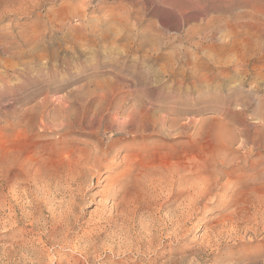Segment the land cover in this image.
I'll return each mask as SVG.
<instances>
[{"label": "rangeland", "instance_id": "1", "mask_svg": "<svg viewBox=\"0 0 264 264\" xmlns=\"http://www.w3.org/2000/svg\"><path fill=\"white\" fill-rule=\"evenodd\" d=\"M263 9L0 0V264H264L243 162L191 217L172 185L264 139Z\"/></svg>", "mask_w": 264, "mask_h": 264}, {"label": "bare ground", "instance_id": "2", "mask_svg": "<svg viewBox=\"0 0 264 264\" xmlns=\"http://www.w3.org/2000/svg\"><path fill=\"white\" fill-rule=\"evenodd\" d=\"M263 11H264V9H263ZM257 34V33H256ZM155 51V50H154ZM171 64V63H170ZM235 66H237V65H235ZM223 74V73H222ZM180 80V79H179ZM264 82V81H263ZM117 83V82H116ZM177 84V83H176ZM118 102V101H117ZM44 103V102H43ZM122 103V102H121ZM115 110V109H114ZM49 111V110H48ZM47 112V111H46ZM128 114V113H127ZM149 114V113H148ZM223 114V113H222ZM42 116V115H41ZM126 116V115H125ZM160 116V115H159ZM138 117V116H137ZM159 118V117H158ZM122 120H124V119H122ZM46 121V120H45ZM152 121V120H151ZM160 121V120H159ZM193 121V120H192ZM35 122V121H34ZM55 124V123H54ZM252 125V124H251ZM55 126V125H54ZM157 126V125H156ZM52 127H53V125H52ZM58 127V126H57ZM183 127V126H182ZM47 128V127H46ZM127 128V127H126ZM23 129V128H22ZM159 129V128H158ZM31 130V129H30ZM126 130V129H125ZM50 131V130H49ZM118 131V130H117ZM176 131V130H175ZM174 131V132H175ZM22 132V131H21ZM143 132V131H142ZM31 133V132H30ZM176 133V132H175ZM221 135V134H220ZM223 135V134H222ZM221 135V136H222ZM226 135V134H225ZM61 136V135H60ZM65 136H66V134H65ZM186 137V136H185ZM208 137V136H207ZM225 137V136H224ZM228 138V137H227ZM231 141H229V144H230V146L231 147H233V145H234V143H235V137H234V134L233 135H231ZM60 139H61V137H60ZM103 140V139H102ZM229 140V139H228ZM249 141V140H248ZM35 142V141H34ZM223 142V141H222ZM251 144L250 143H248V142H243L242 144H241V150H242V152L241 153H243V155H232V157H230L229 158V156L227 157L228 159H223V160H221V161H219V163H215L214 164V162H213V166H212V168H211V165H209V166H203V169H204V171L207 173V171H209V172H211V173H214V174H216V176L214 175V177H215V179H213V177H212V179H211V177H210V179L212 180H210V179H208L206 176H209L210 174H207L206 175V173H204L206 176H202V177H200V173L202 174V170L199 172L197 169H196V167H195V171L194 170H192V172H190L188 175H186V174H182V175H180L178 178H176L175 176L177 175H175L174 176V182L172 183V185H173V187H174V190H178L179 191V194H182L183 195V197H184V199H183V211H181L182 213L181 214H183L184 215V217L185 216H190L191 215V212L192 211H194V206H196L195 204V202H196V200H198V199H200V198H202V197H205V196H207V194L209 193V191L208 190H206V188L207 187H211L212 186V183L213 182H218V181H220V179H225V173L224 172H227V171H232L234 168H235V166H237V165H240L242 162L246 165V167H244V170L246 171V172H249V171H252L253 173H254V177H252L253 178V180L255 179V184H258L261 188H263L264 189V169H262L261 168V170L260 169H258L259 168V166L260 165H262L263 163H264V155L262 154L263 153V151H264V139H261V140H256V139H254V140H251ZM33 146V145H32ZM8 147V146H7ZM228 148H229V146H228ZM231 149V148H230ZM229 149V150H230ZM98 150V149H97ZM231 150H233V152H237V150H236V147H235V149H231ZM230 150V151H231ZM27 152V151H26ZM233 152H231V153H233ZM24 153V152H23ZM39 153V152H38ZM37 153V154H38ZM214 153V152H213ZM219 154H220V152H219ZM223 154H227V153H223ZM40 155H42V153L40 154ZM216 155V154H215ZM220 155H222V153L220 154ZM65 156V155H64ZM94 156V155H93ZM218 156V155H217ZM216 156V157H217ZM223 156H225V155H223ZM101 157V156H100ZM226 157V156H225ZM18 158V157H17ZM37 158V157H36ZM27 159V158H26ZM39 159V158H38ZM216 159H218V158H216ZM9 160V159H8ZM57 160V159H56ZM11 161V160H10ZM38 161H40V160H38ZM41 161H43V160H41ZM111 161V160H110ZM209 161H211V160H209ZM216 161V160H215ZM7 162V161H6ZM36 162V161H35ZM34 162V163H35ZM44 162V161H43ZM206 162V161H205ZM204 162V163H205ZM208 162V161H207ZM211 162V163H212ZM5 163V162H4ZM9 163V162H8ZM8 163L6 164V165H3V166H7L8 165ZM45 163V162H44ZM44 163H42V166L44 167ZM91 163V162H90ZM186 163V162H185ZM200 163V164H199ZM198 164L199 165H201V162H199ZM210 163V162H209ZM242 163V164H243ZM35 164H37V163H35ZM41 164V163H40ZM39 164V165H40ZM46 164V163H45ZM67 164V163H66ZM206 165L208 164V163H205ZM204 165V164H203ZM41 166V167H42ZM192 166V167H193ZM8 167V166H7ZM6 167V168H7ZM36 167V166H35ZM34 167V168H35ZM190 167V166H189ZM188 167V168H189ZM1 168V167H0ZM32 168H33V166H32ZM187 168V167H186ZM191 168V167H190ZM189 168V169H190ZM198 168H199V166H198ZM202 168V167H201ZM200 168V169H201ZM4 169H5V167H4ZM7 169H9V167L7 168ZM31 169V168H30ZM38 169L39 168H37L36 169V171H38ZM96 169V168H95ZM194 169V168H193ZM199 169V170H200ZM6 170V169H5ZM42 170H43V168H42ZM3 171V170H2ZM7 171V170H6ZM9 171V170H8ZM14 171V170H13ZM44 171V170H43ZM220 171H223V175H220V176H218V173L220 172ZM5 172V171H4ZM187 172H188V169H187ZM187 172H185V173H187ZM198 172H199V174H198ZM208 172V173H209ZM43 173V172H42ZM35 174H36V172H35ZM44 174V173H43ZM227 174V173H226ZM233 174V173H232ZM42 175V174H41ZM41 175H39L38 177H37V179L40 177L41 178ZM186 175V176H185ZM231 174H229L228 176H230ZM104 173H102L101 174V179H100V181L101 180H103L104 179ZM169 177V176H168ZM204 177V178H203ZM234 177V176H233ZM250 177V178H251ZM176 178V179H175ZM206 178V179H205ZM37 179H35V181H38V183L41 181V182H43V183H41V184H38L37 185V188H39V189H42V192H44L45 193V195H46V197L48 198V191H49V194H50V187H51V182H50V177H49V175L47 176V174H46V177L43 175V178L40 180H37ZM44 179V180H43ZM88 179V178H87ZM90 179V178H89ZM205 179V180H204ZM10 180V179H9ZM72 180V179H71ZM170 180V179H169ZM210 180V181H209ZM226 180V179H225ZM227 180H228V178H227ZM225 181L224 183H222V184H220L221 185V188H226L229 184H230V188L231 187H233V180H228V181ZM238 180V179H237ZM58 181V180H57ZM173 181V180H172ZM240 181L241 180H239V182L238 183H240ZM33 182V181H32ZM89 182V181H88ZM218 184V183H217ZM216 184V185H217ZM237 183H235V186H237L236 185ZM215 185V184H214ZM213 185V186H214ZM240 185H241V183H240ZM239 185V186H240ZM66 186V185H65ZM249 186V185H248ZM256 186V185H255ZM219 187V186H218ZM212 188V187H211ZM214 188V187H213ZM35 189V188H34ZM38 189V190H39ZM208 189V188H207ZM228 189V188H227ZM252 189V188H251ZM255 189V188H254ZM211 191V190H210ZM213 191V190H212ZM211 191V192H212ZM82 192V191H81ZM84 192V191H83ZM166 192V191H165ZM169 193V192H168ZM38 194V193H37ZM83 196V195H82ZM236 196H238V195H236ZM51 197V196H50ZM208 197V196H207ZM254 197H255V195H254ZM253 197V198H254ZM27 199V198H26ZM52 199V198H51ZM48 200V199H47ZM49 200H50V198H49ZM53 200V199H52ZM231 200H233V197H232V199ZM230 200V201H231ZM254 200V199H253ZM255 201H256V203H255V205H257L258 207L257 208H255V210H254V212H251V214H249L248 212V214L246 213V215H243V214H241V218H242V215H243V218H244V216L245 217H247V221H249V223H251V224H253V226L254 225H259V224H264V198H262V197H258L257 198V195H256V198H255ZM51 202V201H50ZM48 203V202H47ZM231 203V202H230ZM46 204V203H45ZM44 204V205H45ZM52 205V204H51ZM253 205V204H252ZM66 207V206H65ZM182 208V207H181ZM4 209V208H3ZM52 209V208H51ZM68 210V209H67ZM131 210V209H130ZM24 211V210H23ZM60 211H62V210H60ZM59 211V212H60ZM124 211V210H123ZM235 211V210H234ZM234 211L233 212H231V214H230V216H232L233 214H234ZM35 212V211H34ZM69 212V211H68ZM58 214V213H57ZM248 215V216H247ZM26 217V216H25ZM191 217V216H190ZM237 217V216H236ZM65 218V217H64ZM240 218V217H239ZM30 219V218H29ZM236 219V218H235ZM227 220V219H226ZM238 220H240V219H238ZM33 221V220H32ZM241 221V220H240ZM243 221V220H242ZM69 222V221H68ZM245 222V221H244ZM7 223V222H6ZM236 223V222H235ZM247 224V223H246ZM250 224V225H251ZM231 225V224H230ZM247 225H249V224H247ZM45 226V225H44ZM142 226H144L143 224H142ZM196 226V225H195ZM54 227V226H53ZM143 228V227H142ZM145 228V227H144ZM234 230V229H233ZM126 231H127V229H126ZM61 233V232H60ZM217 233V232H216ZM59 234V233H58ZM219 234V233H218ZM52 235V234H51ZM217 236V235H216ZM58 240H59V238H58ZM206 246V245H205ZM151 248V247H150ZM75 251V250H74ZM150 251V250H149ZM51 262V261H50Z\"/></svg>", "mask_w": 264, "mask_h": 264}]
</instances>
